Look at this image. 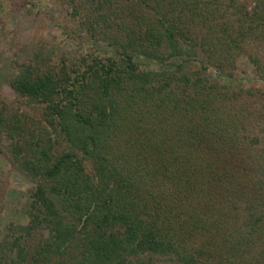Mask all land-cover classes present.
Returning a JSON list of instances; mask_svg holds the SVG:
<instances>
[{
	"label": "trees",
	"instance_id": "obj_1",
	"mask_svg": "<svg viewBox=\"0 0 264 264\" xmlns=\"http://www.w3.org/2000/svg\"><path fill=\"white\" fill-rule=\"evenodd\" d=\"M70 7L112 53L39 51L0 98V146L32 184L0 264H264V149L241 104L261 92L227 84L246 56L264 85V0Z\"/></svg>",
	"mask_w": 264,
	"mask_h": 264
},
{
	"label": "rangeland",
	"instance_id": "obj_2",
	"mask_svg": "<svg viewBox=\"0 0 264 264\" xmlns=\"http://www.w3.org/2000/svg\"><path fill=\"white\" fill-rule=\"evenodd\" d=\"M251 6L252 3H248V8ZM71 14L70 0H0L1 100L9 104L18 101L10 80L20 66L29 63L39 51L56 61L61 57L112 53L106 44L90 40ZM260 55L264 56V51ZM207 75L212 81L220 80L219 73L213 68L208 69ZM254 78L253 66L246 56H242L227 84L233 90H260L261 94L244 98L241 104L253 119L250 134L258 138V147L264 149V85ZM7 143L5 140L0 146V242L9 225L27 223L29 192L32 189L28 179L10 162Z\"/></svg>",
	"mask_w": 264,
	"mask_h": 264
}]
</instances>
